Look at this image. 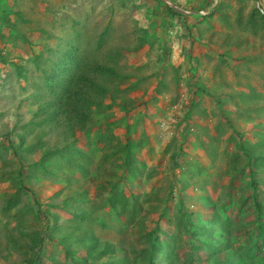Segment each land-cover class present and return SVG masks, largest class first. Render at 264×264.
<instances>
[{"label": "clouds", "instance_id": "obj_1", "mask_svg": "<svg viewBox=\"0 0 264 264\" xmlns=\"http://www.w3.org/2000/svg\"><path fill=\"white\" fill-rule=\"evenodd\" d=\"M176 1L177 0H154V3L159 4L162 10L168 12L166 19L169 22L177 20L174 23H179L178 25L187 20V17L194 16L193 20L196 23L197 37L194 38L191 35V40L188 39L187 36L183 37L184 41L187 39V41H185L186 43H190L185 51L188 57L192 58L194 56L195 43L202 39L205 41L206 38H209V40L212 38L209 37V35L215 30V26H218L220 31L222 29L227 31V33H225L227 39L222 41L223 45L221 46L224 47V56L230 59L232 64L238 61L239 56H244V54L250 55V51L245 44L246 41L251 39V27L248 26V24L253 27V24L256 22L255 18L252 19V17H250L249 19L248 15H243L240 10H238L235 15L230 14L229 7L225 4V0H189L186 3H188L190 7L194 4L196 6L192 11L179 9V3ZM162 2H165L166 7H164L165 5H163ZM223 8L225 11L224 25L220 24L218 19ZM255 12L256 13L253 15L264 19V9L262 7ZM27 20L30 19L26 18V21ZM210 20L213 22L212 26L210 25ZM189 27L192 28L190 25L187 28ZM109 29L111 30L109 35H113L111 32L115 31V29L112 30L111 25H109L107 29H104V32L101 35L107 33ZM46 31L48 30H39L41 36L40 40L37 41H56L59 39V37H56L53 32L46 34ZM75 31L77 32V30ZM34 32H36L34 29L28 31L30 34H34ZM76 32L73 34V37H62L65 41H71L72 38L76 37ZM101 35H99V37ZM114 35L117 34L114 33ZM154 40L156 43L159 42L156 38ZM29 41L32 40L29 39ZM106 41H109V39H106ZM149 42L152 41H138L137 50L141 51L145 46L148 47ZM160 42L164 43L162 46L165 48V52H167L170 41ZM239 43H241V45H239ZM51 46L53 48L49 45L48 48L53 49V51H59V47L56 46V48H54V45ZM63 51H65V49ZM166 55L168 54L166 53ZM165 60V63H168L166 64L168 66L170 61L167 62V59ZM191 63V70L194 72V70L198 69V63L195 64L190 60V66ZM137 72V70H134L133 75H127L129 77L136 75L137 80L136 83H134V86L137 85L139 88L141 85H144V81L139 80V78H142L144 75H141L140 70L139 73ZM38 78L41 77H38L37 75L32 77L29 75V80H27L28 84L30 83L37 89V92L30 98L31 104L33 106H38L33 112V116H36V113L39 111L40 104L50 99L48 77H46V85H41ZM159 93H161V91L158 92V95L161 96ZM131 96L132 95H128V97ZM128 97L120 96L123 102ZM39 98L43 101L40 102ZM134 102L131 100L124 102L129 105V107L125 108L126 112L130 111ZM124 103H122V105ZM154 108H157V104L154 105ZM161 111V115L159 114L155 120L154 129L151 130L150 133L146 131L144 127L145 122L143 120V117H147V120H149L148 116L140 115L139 117L137 116L134 118L135 121L133 120V123L128 122L132 128L136 126L138 132L141 133L145 131L148 135V143H144L140 152L137 154V162L128 163L122 158L120 153H111L102 145L100 148L99 145H96L93 141L90 143H92L95 148L89 147L88 142L85 143L86 150L82 148L80 149L78 146L74 145L66 147V151L69 154L71 150L74 152L77 151L75 149L82 150L79 152L84 151V155L82 156L84 160L80 163V166L83 167L79 168V172L82 173L83 171H86L85 176L82 178L77 175L79 176L77 177L78 180L71 185L72 183L69 180L64 179L62 175L56 174L58 172L55 171L58 166L63 168L62 164L70 167L69 163L65 159H61L60 163H58V161H55L54 164L51 163L49 165L52 166L51 168L47 167L46 171L39 174L40 180L33 181L38 185H43L40 183L45 180L50 185L56 187L57 185L60 186V188L46 200L47 202H44V200L39 197L37 190L31 185L32 182L27 181L26 177L23 176L25 180L21 183V187L23 185L32 193L28 192V194L24 195L20 209L25 211L26 207H30V209L35 212L36 217H33L31 212H29V214H24V221L22 224L27 220V224L31 228H34L35 226L39 228V225L41 224L46 228L47 226L55 227L57 235L67 239L70 248L75 249L73 256L71 255L69 258L66 257L65 253L62 251L63 247L60 245L58 248V239L52 241L49 240V236H51V228L44 233L46 251L50 248L53 250L56 249L62 264H149L148 252L151 248V240L155 238H158L159 242L165 243L164 248H162L156 255L155 264H250V251L252 250L255 241L258 246L257 254H264L261 250V248L264 249V231L258 232L256 230L255 235H248L245 231H238V229L233 226V220L235 219L238 221L239 215L244 212V210L238 211L236 209V204L234 203L240 199L242 195H244L246 200H249L252 198L251 195L255 194V198H252L251 200V210L245 218H248L249 221L255 223L257 216L263 217V214L258 213L255 209L257 202L264 210V167L262 164L260 167L255 166V168L249 167L248 164L238 167L234 162L236 157L247 156V152L243 147V141L239 142L236 138H232V142L226 141L224 143L223 141H220V145L217 143L218 149L215 147L208 150L207 153H198L197 146L191 144L192 140L190 139L202 140L198 135L203 128L206 129L205 119L202 118L204 115L200 114L202 111L192 109L187 113L190 120H192L195 125L185 123L184 125L188 127L186 131H179L174 126L178 123L169 115L168 108L164 109V111L162 108H159L158 112ZM165 111L168 113L166 114ZM158 112L155 114H158ZM12 134L15 135L16 138H14ZM193 135L194 137L190 138V136ZM19 136L24 137L22 147L23 155L28 151H31L26 148V144L29 146L37 145L29 141L28 134L20 133V135H17L9 132L0 141V151L2 150L5 141H7V138L10 139L9 142H13L14 139H16L13 144L17 145L18 142H20ZM221 138L222 136L220 137V140ZM159 142L163 145H160ZM200 144H203V142L200 141ZM211 144L212 141H210V145ZM154 146H163L159 149L164 152V155L168 156L167 158H158V160L164 162V165L168 167V171L171 172L172 176L167 185L158 186L157 181H155V175L158 173L157 167L154 166L151 169V165H149V163L143 158L145 155L154 158ZM221 148H224L225 154L222 153ZM92 149L97 150L98 154H95V152V158H91L90 161L86 162L85 157L88 155V150L90 151V154H93V152H91ZM9 152L10 151L4 155L8 159L12 158ZM11 152H13V149H11ZM85 152H87V154ZM175 153L183 154L182 156H184L185 159L188 158L190 162H193L198 167L204 166L209 168L212 177L207 182H204V191H201L199 187H190L184 192L180 191V180H183L181 170H183L185 161L181 158L179 162L182 167L174 169L172 161L175 159ZM110 157L113 161H117L121 157L122 161H120L119 167L115 168L116 171L107 169L108 166L106 165H109V162H112ZM261 157H263V155L256 156L254 159ZM137 163L142 164L139 165ZM229 169L232 170V176L234 177L232 186H229L230 176L226 175V172ZM49 172L54 173L55 176L51 174L49 175ZM253 172L255 173V180L253 179ZM26 174L27 171H25V175ZM204 177L205 176H203V178ZM190 181L191 183H194L197 181V177ZM254 181L258 184L256 189L246 186L244 191L240 190V187L245 182ZM138 182L139 184H137ZM141 184L150 185L152 187V193H149L146 196H154L153 201L146 202L141 198V195H137L133 192L135 186ZM125 185L129 187V190L123 188ZM172 187L175 188L172 189ZM13 194L14 192L5 194V197L6 195ZM167 194L168 196L165 202L164 197ZM81 195H84V201H81ZM123 198H125L128 203L132 204L131 210L134 209L135 203L139 204L138 208L141 207L142 210L141 212H138L135 219L129 220L121 209V205L123 204L121 200ZM173 200L176 201L175 205L170 206L169 202ZM4 201H6V198ZM36 201H38L39 204H36ZM180 202L184 206V213L196 216L193 220L194 222H198L200 219L205 222L203 230L199 234L194 235L191 239L181 237L180 241L177 242L172 235L163 232V234H165V237H163L161 236V232L157 229H153L146 235L144 240L141 229L138 228L137 230L128 231V229L140 225L149 226L148 220L156 211H161L159 214V220L161 221L163 219L167 221L165 218L166 213H173L176 220L172 221L177 225ZM218 202H226V207L223 208L220 206L216 208L214 203ZM241 209H244V204H242ZM0 212L2 215L0 217L1 221L3 222L2 217L6 219L4 227L7 225H13L14 230L17 222L12 221L7 224L8 219L2 213L1 209ZM16 214L17 213L11 215ZM117 218L121 219L118 223L115 221ZM226 220H229V222H225ZM212 221H215L216 224L213 225ZM248 225L249 223H247V226ZM182 226L184 227V225ZM212 227L219 231L212 233ZM224 227L228 229L226 232H223ZM208 233L212 234L210 235ZM131 238L136 240L137 244H134ZM105 253L107 254L105 255ZM22 263L27 264L24 262Z\"/></svg>", "mask_w": 264, "mask_h": 264}, {"label": "rangeland", "instance_id": "obj_2", "mask_svg": "<svg viewBox=\"0 0 264 264\" xmlns=\"http://www.w3.org/2000/svg\"><path fill=\"white\" fill-rule=\"evenodd\" d=\"M0 1L7 3L10 10L13 9L15 12H18V22H20L17 25L15 21H12V18L14 19L16 15L10 10H3L4 13L0 14V25L2 26V28H0V141L7 133L12 132L17 135H20V133L28 134L29 141L33 144H37L39 141L48 142L47 144L58 142V144L62 145L61 147L65 148L74 145L78 146L80 149L82 148L86 150V142L89 144L94 140L98 142L93 126H90V118H93L94 113H91L90 118L86 119L79 110H74L70 107V101L66 98L64 101L69 107V114L61 110L63 113L62 118L50 122L46 121V119L42 120L38 116H33V112L38 108V106H33L30 101L31 96L37 92V89L30 83L28 84L27 80H29V75L32 77H34V75L41 77L38 78L40 84L46 85V77H50L52 75L50 65L53 63V60L59 61L64 52L63 50L53 51L50 55L44 47L48 45L52 47L51 45H54V48L57 46L68 49L67 46L69 45H67V43L73 44L77 39V35L82 37L80 39L81 42L79 41L81 43L79 57L83 58L84 55L88 56L91 60L90 66L92 68L97 66L99 67L100 65H110L111 67L115 66V69L122 75H133L134 70H137V73H139L140 70L141 75H144L142 78H139L140 81H144V85H141V87L134 91L127 92L125 90L135 87L131 85L136 83V75L131 76L129 82L125 84V82H123V77L116 80V77L106 76L103 75V73H98V71L89 70V72L86 73L90 79V81L88 79L86 81L88 85H101L102 87L104 85L105 90H111L112 97L109 94L106 95L103 106H101L96 113H100L102 116L108 117L114 122H118V125L113 127L116 128L115 135L122 139V141H125L126 139L125 128L123 127L125 122L126 124L128 122L133 123V120L135 121L134 118L137 116L139 117L140 115L148 116L149 120H147V117H143V120L145 122L144 127L146 131L150 133V131L155 127L156 118L162 113V111L158 112L159 108H162L163 111L164 109H169V115L178 123L174 126L179 131H186L188 127L184 125L185 123L195 125V123L190 120L187 113L192 109L200 111L203 99H205L204 107L209 106L212 108V112H219L223 115V119H233L232 116L235 118L237 117L236 110L238 107L233 103L232 99L234 98L231 96L237 94V89L245 86L241 83L233 71H230V74H226L225 79L221 76L212 77L210 79L207 77L211 84L221 85L225 94L216 90V86L210 89L212 92L208 91L207 93L206 87H204L205 84L201 81V73L196 71L195 74L191 70L190 67H192V63L191 66L186 67L178 62L176 65L181 67L179 69L175 68L176 65L172 67H168L166 65L168 63H165V59L169 62L172 57L174 58L175 56H178L179 61L187 56L184 51H180V48H178V54L171 53L172 51L170 49V52L166 55L165 48L162 46L164 43L160 42L171 41L174 43V41L177 40L184 41V38L180 36L183 31L181 28L182 26L178 27L179 23H174L177 20L170 22V27L165 31L156 32L157 34L155 32L150 33V36H154L152 39L156 38L160 43H156L154 41L149 42L148 51L146 50L147 52L142 53L137 50L138 41H124L127 39L123 38H128L125 37L129 35L128 32L133 31L136 27L135 25H132L129 27L130 30L127 28L126 20L124 18L125 16L122 14L123 10L121 7L125 3L129 4V6L133 5L131 7H136L139 4L133 2H136L137 0ZM188 1L189 0H180L179 9L192 11L196 6L194 4L190 7V5L186 3ZM143 3L147 5L150 4L148 0H143ZM115 4L118 6V11L114 12V15L111 16L110 11L112 12L111 9L115 10ZM162 4L166 7L165 2H162ZM225 4L229 7L230 14L232 15H235L236 12L240 10L243 15H248L249 19L250 17H252V19L255 18L259 25L260 33L264 31V19L253 15L260 7L264 9V0H225ZM110 5L113 6L110 7ZM16 6L18 8L17 11ZM154 6L158 9L161 8V6L157 3H154ZM26 18L31 19L32 21L38 19V23H32L30 20L26 21ZM111 18H113L112 27L115 29V31H113V35L104 33L103 35H106L105 40L109 39V41H96L99 35L104 32L103 30L107 29L105 27L110 24ZM218 19L220 20L221 18L218 16ZM6 20L8 21V24H6ZM36 26L47 29L48 31H46V34L53 32L56 37H59L60 41H37L40 40V34L37 35L33 41H29L28 31L33 30ZM17 27H19L18 31H16ZM75 30H77V32ZM75 32L76 37L72 38L71 41L64 40L63 37L66 38V36L74 34ZM114 33L117 35H114ZM224 39L226 40L227 36L225 33L220 32L218 36L214 38V41L218 42L212 44L206 43V45L212 49L211 55L215 52L218 53L217 56L221 54L219 52L224 49V47L221 46L223 45L222 41H224ZM201 41H203V39ZM206 41H210L209 38H206ZM98 42H101L99 46ZM172 48L174 49V47ZM195 52L196 53L192 57V60H195L198 56L196 46ZM211 57L212 59L210 62L214 65L216 63L214 56ZM179 72V76L182 74L181 77L178 76ZM262 78L264 79L263 76ZM167 79H172L173 82L169 83ZM161 82L166 86V88L168 87V94L170 95L167 98L168 100L166 98V100H164L165 95L159 93L162 96V100H160L162 101V105L157 104V108H154L156 98L159 97L158 92L161 91ZM175 82H177L176 85ZM261 84L262 81L260 80L257 88L259 92L263 91ZM117 85L121 86V92L115 93ZM245 88L247 89V87ZM174 90L178 91L175 92L177 93L176 95H174ZM233 91H235L234 94H232ZM128 95L132 96L128 97ZM120 96L128 97L124 100V102H127V100H131L132 102L135 101L131 109L134 106L135 107L132 110L130 109L129 112H126L125 108L129 107V105L124 103ZM207 99L209 100L208 102ZM211 102H213V104ZM121 103H124L123 106ZM204 107L202 110L208 111V108L205 109ZM156 112H158V114H153ZM167 113L168 112H166V114ZM262 122L264 123V121ZM122 123H124L123 126ZM251 125L253 126L254 124ZM256 129L257 128L255 126V131ZM12 136L16 138L15 135L12 134ZM193 137L194 135L190 136V138ZM203 137L204 136H200L202 142L204 141ZM15 140L16 139H14L13 143H15ZM9 141L10 139L7 138L5 143L9 144ZM117 144L118 142L115 140L114 144L106 145L100 143L99 147L101 148L102 145L112 153V146ZM159 144L163 145L160 142ZM162 147L163 146L153 147L155 151V153H153L154 158L149 155L143 156L144 160L151 165V169L154 166L157 167L158 173L155 175V181H157L158 186L167 185L172 176L171 172L168 171V167L164 165V162L158 160V158L161 159L162 157H168L167 155H164L162 150L159 149ZM26 148L31 151H28L23 155V161L25 163L21 162L20 159L15 158L11 149L9 150V154L12 158L7 159L9 162L7 164H4L3 162L0 163L1 170L12 171L7 178H10L13 172L15 173L11 180L0 181V209L6 198L5 194L16 192V190L21 187V182H19L17 177L20 164L27 167L30 163L38 161L46 149L38 145L29 146L28 144H26ZM73 152L74 151L71 150L69 155ZM83 152H79L78 155L80 157L83 156ZM89 152L90 151L88 150L90 158H95V152V154H98V151L94 149L91 150L93 154H90ZM85 153L87 154V152ZM105 155L107 156L106 153ZM120 161H122L121 157L117 161L112 160V162H109V165H106L108 166L107 169L115 170V168L119 167ZM54 162L55 160L52 161V164H54ZM49 165L47 167L51 168L52 166ZM25 171H27V168L23 169L24 175ZM40 184L43 185H38L36 182L31 183V185H33V187L37 190L39 197L42 198L44 202H47L46 200L60 188L59 185H57V187L50 185L45 180ZM137 184H139V182ZM123 188L129 190L127 185ZM133 192L137 195H141V198H143L146 202L153 201L154 199V196H146L147 194L152 193V187L150 185H137L133 189ZM167 196L168 194L164 197L165 202ZM175 202L176 201L173 200L169 202V205L174 206ZM160 213L161 211H156L154 212V215H151L148 220L149 226L140 225L138 227L130 228L128 231L137 230L138 228L141 229L145 240L146 235L151 230L157 229L162 233L161 236L165 237L163 232H166L167 234L172 235L177 242L180 241L181 235L179 234V228L174 223L176 217L173 216V213H166L165 218L168 222L164 219L161 221L159 220ZM1 216L0 212V217ZM246 219L247 218H245V220ZM2 220L3 222L0 224V264H21L26 259V257H24V250L14 249V244L11 243V241H13L11 237L20 238V230L22 228H18L14 236H10L8 234L13 231V225H7L4 227L6 219L2 217ZM115 221L118 223L121 219L117 218ZM131 240L134 244H137L136 240L133 238H131ZM261 250L264 252L263 248H261ZM28 252L29 255L33 254V251L31 250H28ZM259 257L261 259L264 258V254H259ZM262 264L264 263L262 262Z\"/></svg>", "mask_w": 264, "mask_h": 264}, {"label": "trees", "instance_id": "obj_3", "mask_svg": "<svg viewBox=\"0 0 264 264\" xmlns=\"http://www.w3.org/2000/svg\"><path fill=\"white\" fill-rule=\"evenodd\" d=\"M173 11V10H172ZM110 29L107 32V34L110 33ZM106 35H101L97 41H106L105 40ZM81 36H77V41L72 43H67L69 46H67L68 49H65V47H59V50H66L62 54V58L59 61H54L50 65V69L52 71V75L47 78L49 82V89H50V99L41 103L39 106V111L36 113V116L40 117L42 120L46 119V121H56L62 118V111L67 112L69 114V107L67 103L64 101V99H68L70 101V107L74 110H79L83 116L86 119L90 118L91 113H94L93 118H90V126L92 125L96 134V137L98 138V142L94 140L93 142L96 145H99L100 143L111 145L114 144L115 140L118 142L117 145L112 146V152L114 153H120L122 155V158L128 162V163H134L137 162L138 159L137 154L140 152L142 146L144 143H148V135L145 131L138 132L136 129L137 127L134 126V128L131 127L129 123H122V126L125 128V134L126 139L125 141H122L118 136L115 135L116 128L113 126L118 125V122H114L110 120L108 117L102 116L100 113H96L98 109L103 106V102L106 99V95H111V90L104 89L100 85H88L86 82L87 79L90 81L86 73L89 72V70L92 71H98V73H103V75L116 77V80L123 77V82L127 83L129 82L130 77L128 75H122L120 72H118L115 69V66L111 67L100 65L99 67L92 68L90 66V59L88 56L84 55L83 58L79 57V50H80V42H81ZM80 41V42H79ZM101 42H98V46ZM45 50H47L48 54L53 53V49H49L48 46L44 47ZM50 54V55H51ZM40 61V60H39ZM94 83V82H93ZM134 86V84L132 85ZM120 85L116 86V92L120 91ZM138 89L137 85L135 87H132L131 89H127L125 91L131 92ZM112 97V95H111ZM235 99V102L237 103L238 107H242L241 105L244 104V98L239 95H232ZM238 99L239 101H237ZM242 100V101H241ZM39 101L42 102L43 100L39 98ZM122 105V103H121ZM123 106V105H122ZM96 107V109H95ZM62 110V111H61ZM200 114L204 115L202 118L206 120L208 116L206 114H203L200 112ZM98 115V116H97ZM213 118L217 119V124L215 125V129L219 135V139H215L212 142V147L215 148L217 143L220 141V133L222 134L224 127L223 124L219 121L223 119V115L219 112H214L212 114ZM84 118V119H85ZM41 120V121H42ZM110 120V121H109ZM225 121L227 123V126L229 128L234 129L233 122L229 118H225ZM205 128H203V131ZM201 133L199 136H203L206 134V132ZM208 133V131H207ZM20 142H18V145H14L13 142H10L9 144L4 143L2 146V150L0 151V163L3 162L4 164H7L9 161L8 158L4 155L8 153L10 149H13L14 157L17 159H20L21 162H23V142L24 137L19 136ZM48 142L45 141H39L37 143L38 146L46 148L43 152L42 157L33 163H30L27 165V174L23 175V169L24 166L21 164V167L19 171L17 172V177L19 182H24V177H26L27 181L33 182L34 180H40L39 174L43 171H46V168L49 164L52 163L53 160L58 161V163L61 162V159H65L70 167L65 166L62 164L63 168L60 166L56 167L55 171H57L58 175H62L64 179L69 180L73 185L78 179L77 177L81 176L82 178L85 176L86 171H83L82 173L79 172V168L83 167L80 166V163L84 158L78 155L79 151H75L72 155H69L67 153L65 147H61L62 145L57 143L53 144H47ZM36 145V146H37ZM148 145V144H147ZM89 147H93V144L90 143ZM95 148V146H94ZM106 149V148H105ZM30 150V149H28ZM108 150V149H106ZM109 151V150H108ZM250 154V153H249ZM183 154H174V160L172 161L174 169L181 168L182 165H180V159H184L185 165L183 166V170H181L182 178L183 180H180L181 187L179 188L181 192H184L188 190L190 187H199L201 191L205 190L204 182H207L211 177L212 173L209 171L208 167H198L193 162H190L188 158L185 159ZM69 156V157H67ZM248 159V165L249 167L255 168V166H259L262 164L264 167V156L261 158H255L250 157L247 154ZM178 159V163H177ZM86 162L90 161L91 158L89 155H86L85 157ZM25 163V162H24ZM57 163V164H58ZM142 164V163H137ZM74 167V168H71ZM197 167V168H196ZM52 171V170H51ZM12 171L7 170H1L0 168V181H8L11 180L15 173H12V176L10 178H7ZM54 175V173L49 172V175ZM253 179L255 180V173L253 172ZM79 175V176H77ZM226 175L230 176L229 186H232L234 177L232 176V170L229 169L226 172ZM203 176H205L203 178ZM197 177V181L194 183H191L190 180H194ZM202 177V178H201ZM243 178V177H242ZM174 182V181H173ZM171 184V183H170ZM257 182H245L241 187L240 190L244 191L246 186L252 187L254 189L257 188ZM173 186V184H172ZM175 187H172V189ZM27 189V190H26ZM171 189V190H172ZM28 192L32 193L31 191H28V188H25L23 185L19 189L14 192L13 195H6V201L2 204L1 211L8 219L7 224H9L12 221H16L17 225L16 228L10 232L8 235L14 236L15 232L18 228H22L20 230V238H12L13 241V248L24 250V257L26 259L24 262L27 264H62V261H60V256L57 254L56 249H48L46 251L45 249V235L44 233L49 229L51 232V236H49V240H55L58 239V243L63 247L62 251L65 253L66 257H70L71 255H74L75 249L70 248L67 239H65L62 236L57 235V230L55 227L47 226V228L41 224L39 225V228L35 226L34 228H31L27 224V220L22 224L23 215L29 214L31 212V215L33 217H36V214L33 210L30 209V207H26L25 211L20 209V205L22 203V200L24 198L25 194H28ZM8 194V193H7ZM79 194V193H78ZM252 198H255V194L251 195ZM246 200L244 195L241 196L240 199H238L236 202V209L238 211L244 210L243 214L239 215V220L236 221L233 220V226L238 229V231H245L248 235H255L256 230L258 232L264 231V210L262 207L258 205L256 202L255 209L258 213L263 214V217H256L255 223L253 221H249L248 218L245 220L244 218L247 217L249 211L251 210V200ZM81 201H84V195H81L80 197ZM123 203L121 205V209L124 211V214L127 216L129 220H133L136 218L138 212H141V207L138 208L137 203L134 205V209L131 210L132 204L128 203L125 198L121 200ZM36 204H39L38 201H36ZM242 204H244V209H241ZM179 213H178V221H177V227L179 228V234L182 238L191 239L194 235L199 234L205 225V222L201 219L198 220V222H194L193 220L196 218L193 214H187L184 213V206L180 202L179 203ZM214 206L216 208L222 206L223 208L226 207V202H218L214 203ZM17 213L16 215H11ZM54 217V216H53ZM55 218V217H54ZM0 219V224H1ZM50 222V221H49ZM225 222H229V220H226ZM247 223L249 225L247 226ZM212 224H216L215 221H212ZM184 225V227L182 226ZM247 226V227H246ZM228 229L223 228V232H226ZM219 230L212 227V233H216ZM253 232V233H252ZM208 233V234H212ZM44 235V236H43ZM47 236V235H46ZM263 236V235H262ZM86 241V240H84ZM165 243L159 242L158 238L151 240V248L149 249V264H155L156 261V255L158 252L161 251L162 248H164ZM7 246V245H6ZM18 247V248H17ZM57 248V247H56ZM57 248V249H58ZM28 250L33 251V254L29 255ZM258 252V246L256 241L254 242L252 246V250L250 251V264H262L264 263V258H260ZM61 253V252H60ZM107 253H105L106 255ZM46 260V261H45ZM23 264V263H21Z\"/></svg>", "mask_w": 264, "mask_h": 264}, {"label": "crops", "instance_id": "obj_4", "mask_svg": "<svg viewBox=\"0 0 264 264\" xmlns=\"http://www.w3.org/2000/svg\"><path fill=\"white\" fill-rule=\"evenodd\" d=\"M148 1L150 2L149 5L143 3V0H139V1L137 0L136 2H133V3L139 4L136 7H131L133 5L129 6V4L127 3H125L127 5L125 4L122 5L121 7V9L123 10L122 14H124L125 16L124 18L126 20L127 28L129 29V27L132 25H135L136 27V29H134L133 31L128 32L129 35L125 36L128 38H123V39H127L124 41H155L154 39H152V37L154 36H150L151 32L158 33L159 31H165L170 27V22L166 19L168 12L164 10H159L161 8L158 9L156 6H154V0H148ZM179 1L180 0H177L176 2L179 3ZM112 6L113 5H110V7ZM224 8L220 14L221 19L219 20L220 24L222 25L225 24L224 23L225 22ZM3 10H10V9L7 3L0 1V14L4 13ZM17 10L18 8L16 6V11ZM111 10L112 12L110 11V15L113 16L114 12L118 11V6H116L115 4V10L113 9ZM10 11H12L16 15L14 19L12 18V21H15L16 24L18 25L20 23L18 22L19 21L18 12H15L13 9ZM193 17L194 16L187 17V20L181 22L180 25H178V27L182 26L181 28L183 30L180 36L182 37L187 36V38L190 40H191V35L194 38L197 37L196 23L194 22ZM30 21L32 23H38V19L33 20V21L30 19ZM112 22H113V18H111L110 24H109L111 25V28L113 30ZM6 24H8L7 20H6ZM109 25H107V27ZM189 25L192 26V28L191 27L187 28ZM210 25L211 26L213 25V22H211V20H210ZM248 26L251 27V32H250L251 39L249 41H246L245 45L246 47H248L250 51V55L244 54V56H239L238 61L236 63L232 64L231 63L232 61L226 58V56H224L223 51H220L219 53L221 54H219L218 56H217L218 54L217 52L211 55L212 49L209 48V46L206 45V43H209V44L216 43L218 41H214V38L218 36L220 32L227 33V31L225 30L220 31L219 27L215 26V30L212 31L211 34L209 35V37H212L210 41L205 40V41H198L197 43H195L196 51L198 52V56L195 60H192V58L186 56L178 61V56H175L174 58L172 57L168 66H175L179 62L180 64L186 67L187 66L189 67L190 60H192L195 64L198 63V69L194 70V73L196 74V71H199L201 73L200 74L201 81L204 82L205 84L204 87H206L207 93L208 91H211L210 89L216 86L217 87L216 90H218L222 94H225L221 85L211 84L208 79L212 77H217V76H221L225 79V75L230 74V71H233L235 73V75L239 78L241 83L245 87H247V89L245 87H241L237 89L236 91L237 94H234L235 91H233L232 94L237 95V97L241 95V97L244 98V104L241 105L242 107H238L237 103L235 102V99H232L233 103L238 107L236 110L237 117L235 118L232 116L233 119H231L233 120L232 122H233L234 129H231L229 128V126H227L225 119H222L221 121H219L223 124V127H224L222 134L220 133V135L222 136L220 141H223L224 143L226 141L232 142V138L238 139L239 142L243 141L244 143L243 147L246 150L247 154L250 157H256L259 155L264 156V123L262 122L264 121V79L262 78V76L264 77V31L260 33L259 25L257 22L253 24V27L249 24ZM0 28H2L1 25H0ZM16 29H17L16 31H18L19 27H17ZM33 29L36 32H34V34L29 33V36H30L29 39L32 41L37 35H39L40 33L39 30L43 28L36 26ZM73 36L74 35L71 34L66 37H73ZM56 41H60V40L58 39ZM185 41H187V39ZM185 41L177 40V41H174V43H172L171 41L170 42L168 41L169 44L171 45L169 46V48L172 51L171 53L178 54V48H180L181 52L184 51L185 53V51L187 50L190 44V43L189 44L186 43ZM202 43L204 44L202 45ZM239 45H241V43H239ZM172 47H174V49ZM169 48L166 52L167 54H168V51L170 52ZM146 50L148 51L147 46H145L141 50V52L142 53L147 52ZM211 56H214V60L216 62L214 65L211 64L210 62L212 59ZM175 68L179 69L181 67L176 65ZM179 74L180 72L178 73V76ZM181 76L182 74L179 77ZM260 80L262 81V84H261V88L263 90L262 92H259L257 90ZM167 81L169 83L173 82L172 79H167ZM176 84L177 82H175V85ZM168 92H169L168 87L166 88V86L161 82V94L165 95L164 100H166L168 96L170 95L168 94ZM175 92H178V91L174 90V95L177 94ZM161 99H162V96H159V98L156 99L155 104L162 105V101H160ZM204 100L205 99H203L202 101L200 111H202L203 114H206L208 118H206L205 120L206 129L204 131L202 129V131L198 133V135H201V133L204 134L203 132H206V135L205 136L203 135L204 136L203 144H200V141L202 140L190 139L192 140L191 144L193 145L195 144L197 146V151L200 154L207 153L208 150L213 148L212 145H210V141L213 142V140L217 138L219 139V135L215 129V125L217 124V119L212 117V114H214V112L211 111L212 109L211 107L209 106L204 107L205 105ZM236 100L239 101L238 99ZM208 101L209 100L207 99V102ZM211 103L213 104V102ZM203 107L205 109L208 108V111L206 110L203 111L202 110ZM251 124H254V125L252 126ZM255 126L257 128L256 131H255ZM216 148L218 149L217 145H216ZM219 150H220V147H219ZM221 150H222V153L225 154L224 148H221ZM248 159L249 158L244 155L243 157H236L234 162L235 164H237L238 167H240L242 165H247Z\"/></svg>", "mask_w": 264, "mask_h": 264}]
</instances>
